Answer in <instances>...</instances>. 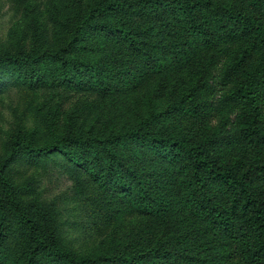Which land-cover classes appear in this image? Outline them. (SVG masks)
Segmentation results:
<instances>
[{"label":"trees","instance_id":"trees-1","mask_svg":"<svg viewBox=\"0 0 264 264\" xmlns=\"http://www.w3.org/2000/svg\"><path fill=\"white\" fill-rule=\"evenodd\" d=\"M46 1L52 37L33 14L29 48L13 25L0 49L48 122L42 144L19 131L0 157V264H264V0ZM60 92L84 99L64 110ZM139 94L153 108L138 120L88 122L98 98ZM53 154L112 222L82 254L36 204L33 170Z\"/></svg>","mask_w":264,"mask_h":264},{"label":"rangeland","instance_id":"rangeland-1","mask_svg":"<svg viewBox=\"0 0 264 264\" xmlns=\"http://www.w3.org/2000/svg\"><path fill=\"white\" fill-rule=\"evenodd\" d=\"M30 12L31 14H27ZM53 6L46 0H0V49H15L16 38L10 33L13 25H17L19 33L24 35L23 49L30 43V29H25L26 19L37 14L38 21L44 25L49 38L54 33L50 25ZM24 28V29H23ZM0 157L5 155V147L10 139L19 131L37 129V143L42 144L47 138V120L34 112L36 93L20 86L0 71ZM63 98L61 107L68 110L73 102L84 97H68V93L60 92ZM42 97L48 92L42 91ZM66 95V96H65ZM149 95V94H147ZM91 98V99H95ZM88 122L92 123L100 117L110 118L112 123H132L138 120L150 106L149 98L143 95L127 98H98ZM162 104L159 103L157 108ZM98 126H96L97 128ZM65 159L53 154L40 159L33 170V188L36 204L43 210L47 218L45 223L54 230L60 243L75 254H82L93 248L109 231L112 222L109 215L95 202L96 189L87 177L81 173L70 171ZM24 248V238L14 228L9 234L7 255H19Z\"/></svg>","mask_w":264,"mask_h":264}]
</instances>
